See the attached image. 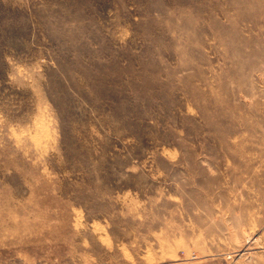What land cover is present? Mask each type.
Masks as SVG:
<instances>
[{
    "label": "rangeland",
    "instance_id": "obj_1",
    "mask_svg": "<svg viewBox=\"0 0 264 264\" xmlns=\"http://www.w3.org/2000/svg\"><path fill=\"white\" fill-rule=\"evenodd\" d=\"M0 264H264V0H0Z\"/></svg>",
    "mask_w": 264,
    "mask_h": 264
}]
</instances>
